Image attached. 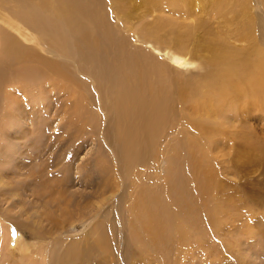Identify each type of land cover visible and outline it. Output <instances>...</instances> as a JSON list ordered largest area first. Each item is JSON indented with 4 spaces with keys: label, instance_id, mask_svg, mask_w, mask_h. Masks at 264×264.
Listing matches in <instances>:
<instances>
[{
    "label": "rangeland",
    "instance_id": "rangeland-1",
    "mask_svg": "<svg viewBox=\"0 0 264 264\" xmlns=\"http://www.w3.org/2000/svg\"><path fill=\"white\" fill-rule=\"evenodd\" d=\"M103 2L106 25L132 40L134 51L144 49L136 39L146 32L152 45L172 39L175 24L157 30L158 21L194 22L154 11L149 0H132L118 15ZM239 2L246 5L223 1L224 13L235 11L226 23L200 15L204 35L213 39L208 43L202 34L201 41L220 45L227 36L230 48L249 46L235 36L243 33L244 20L235 17ZM50 6L0 0V34L22 46L20 54H6L0 37V264H63L70 246L89 244L95 248L90 264H264L263 111L232 113V128L210 148L204 173L193 171L195 154L177 144L183 135L173 127L153 152L125 165L98 52L89 55ZM156 45L145 46L166 62ZM179 48L169 53L183 64L176 69L167 61L171 73H198L209 52L192 36ZM236 131H247L251 143L230 141ZM211 174L214 182L205 177ZM203 183L214 195L203 194Z\"/></svg>",
    "mask_w": 264,
    "mask_h": 264
},
{
    "label": "bare ground",
    "instance_id": "bare-ground-1",
    "mask_svg": "<svg viewBox=\"0 0 264 264\" xmlns=\"http://www.w3.org/2000/svg\"><path fill=\"white\" fill-rule=\"evenodd\" d=\"M109 1L117 15L123 12V6H127L126 10H128L129 5L134 2L127 0V5H124L118 0ZM223 1L149 0L148 5L151 9L154 8V11L167 9L178 18L189 19L191 17L192 20L193 17L194 19L193 23L175 22L174 18H171V21L169 18L158 21L155 27L157 30L170 28L175 24L178 30L185 25V30L190 29L192 33L182 34L185 30L182 32L177 30L170 41L168 39L162 42L153 40L155 45L159 44L156 45L158 48H153L155 51L151 48L154 52H159V47H162L163 56L168 58L167 61L176 69L180 68L183 62L180 56L177 57L169 52H177L182 41L187 40L189 36L194 37L196 44L209 52L208 59L202 58V61L197 64L198 73L176 75L171 73L172 68L167 61L155 57L156 55H152L146 48V44L150 47L155 46L149 43L151 40L148 39L152 36L148 32L140 37L137 36L136 39L137 42L144 44V49L139 48L140 50L134 51V47L133 49L131 47L133 42L130 45L132 40L129 41L130 39L122 36L123 34L119 36L118 30L113 29L111 24L106 25L108 21L101 9L104 5L103 0H43L48 6L53 4L54 8L46 7V9L56 14L57 18L64 20L69 31L74 34L71 35L79 38L76 40L80 41L82 47L87 48L89 55L98 52V61L102 65L100 68L105 69L103 73L108 81V96L111 98L112 107L110 109L116 115L117 138L124 147L123 164L131 165L137 162L139 154L146 150L153 152L160 138L166 134L167 128L173 127L183 135L177 144L185 148L184 152L195 154L197 163L193 171L204 173L206 169L201 170V168L206 167L207 157H210L207 156L210 148L214 146V143H220L224 139L220 136H226V132L232 128V122H230V118L234 117L232 113L235 115L238 113L241 116L253 113V111L258 114L262 111L264 113V0H244L246 5L240 2L238 4L235 17L242 16L243 33L235 36L238 35V40L250 42L249 46L242 49L228 47L224 42L227 36L220 38L222 41L220 45L212 46L206 43L213 39L204 35L206 32L200 23V15L222 18L226 23L228 19L225 17L226 14L235 11L229 9L224 13ZM93 26L100 28V35L99 30L95 32ZM89 28L92 30L90 31ZM202 34L206 36V42L201 41ZM0 37L6 54H20L22 46L17 39L12 36L5 37L2 34ZM203 43L206 45L203 46ZM64 78H67L66 74ZM247 133V131H236L234 136H228V139L232 142L248 144L251 143V138ZM229 134L231 133L228 132ZM205 177L208 181H215L212 174ZM207 180L204 179L206 183ZM201 188L204 195L215 193V189L208 188L204 183L201 184ZM214 205L215 207L220 206L216 203ZM146 219L148 224L152 223L151 213H148ZM72 248L70 246L67 250V257L61 258L65 261L63 264H71L70 261L73 262L72 264H90L88 256L95 249L92 245L81 246L78 250L75 249L76 246ZM63 256L66 255L63 254Z\"/></svg>",
    "mask_w": 264,
    "mask_h": 264
}]
</instances>
